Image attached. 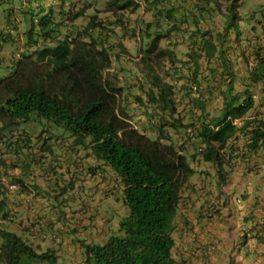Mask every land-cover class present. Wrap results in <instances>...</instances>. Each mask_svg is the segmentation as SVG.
<instances>
[{"label":"trees","instance_id":"obj_1","mask_svg":"<svg viewBox=\"0 0 264 264\" xmlns=\"http://www.w3.org/2000/svg\"><path fill=\"white\" fill-rule=\"evenodd\" d=\"M5 1L0 0V8ZM58 1L62 3L60 13L52 10L40 19L35 18L38 7L34 4L28 12L25 7H9L0 14V67L6 65L8 71V76H0V135L34 117L49 121L77 136L74 147L90 149L86 159L111 168L120 179L123 202L129 209L120 226L121 235L111 236L104 244L87 245L81 264H180L173 257L176 221L187 224L182 192L191 185L196 171L170 130L180 135L196 131L205 144L201 158L218 169L220 187L227 181L224 150L235 146L238 133L246 138L242 156L252 158L251 154L261 150L264 121L247 119L264 107V25H260V16L254 26L248 23L249 28L244 29L239 14L242 0H151L153 19L144 29L150 42L139 63L140 67L144 64L141 74L149 81L141 89L144 94L135 99L154 113L148 114L149 124L157 129V138L152 139L133 128L130 117L119 107L118 94L127 87L117 88L105 73L111 68V56L117 55L112 43L115 29L120 28L123 37H136L125 11L138 5L134 0H109L104 11L112 17L104 21L81 0L77 10L67 9V0ZM79 4L84 8L78 9ZM262 10L260 7L258 12ZM172 33L187 35L183 46L191 63L183 65L188 66V74L182 73L183 65L177 66L181 61L170 43L160 47L161 39ZM237 49L242 63L251 58L255 62L247 75L238 66ZM158 62H169L175 74L186 78L180 89L191 106L189 120L181 116L173 99L175 85L161 78L159 70L165 67L156 69ZM256 93H261L259 99ZM215 98L223 99L220 113L214 107ZM237 119L244 124H235ZM252 123L256 126L249 130ZM41 161L39 157L37 162ZM2 162L6 177L17 184L20 180L11 172L19 159ZM17 192L29 194V189L19 187ZM7 194V185L1 183V207H5ZM0 242V264H62L56 253H39L5 228H0Z\"/></svg>","mask_w":264,"mask_h":264},{"label":"crops","instance_id":"obj_2","mask_svg":"<svg viewBox=\"0 0 264 264\" xmlns=\"http://www.w3.org/2000/svg\"><path fill=\"white\" fill-rule=\"evenodd\" d=\"M259 113H263L260 116L264 117V111ZM34 127L36 125L27 127L24 135L29 137ZM23 138L20 137L19 141L24 142ZM3 140L5 139L0 137V150L3 152L0 158L11 163L18 157L13 156L11 151L5 148L4 143L1 144ZM76 142L74 138L54 137L53 179H49L48 174L39 167L36 171H32L31 167L30 171L28 170L27 153H31L29 158L35 156V161L42 157L44 166L51 165L53 160L50 154H33L30 147L23 153L26 158L19 161V170L11 172L12 177L22 178L27 184L35 183L34 188L39 192L54 189V201L53 199L48 201V198H43L42 195L32 199L30 196L27 199L16 196L14 200L21 201L19 202L21 209H17L16 217L20 224H25L29 230L30 221L41 217L45 224L49 223L54 219L48 215L49 209L54 208V216L59 208L61 214L60 216L57 214L58 221L64 219V224L59 222L60 228L68 229L61 232L62 235L54 233L61 238L60 243L56 241L60 247L51 241L49 234L39 233L38 228L31 230L29 236L26 233L23 235L38 247L50 248L59 256L69 255L74 264L80 263L83 259L82 243H78V240L83 239L82 234L90 235L94 230L93 225H97L105 217L101 216V211L106 205L109 209L108 197L117 199L121 193L120 180L115 179L107 168L101 167V164L92 158L86 159L91 153L90 149L75 148ZM229 164L227 184L220 191L216 188L217 193H212L215 186L207 176L204 177L203 183L202 177L200 182L192 178L191 185L182 193L183 213L188 217L192 211L191 215L197 225L194 230L197 233L193 235L186 232L187 228L184 229L181 242L185 245L192 242L196 253L195 257L191 258L190 251L181 252L180 264H264V146L252 159L239 158ZM93 166L99 168L91 172L89 169ZM20 169L24 170V173H21ZM205 170L207 174L209 168L205 167ZM1 173L5 174L6 170H2ZM208 193L210 195H207ZM211 193L217 196L215 200L218 204L214 205V212L209 213L205 211L203 205ZM59 199H63V202L60 203ZM67 209L70 212L64 211ZM198 239L201 245L197 243ZM212 241L216 244L213 252L206 247ZM67 259L65 257L64 262Z\"/></svg>","mask_w":264,"mask_h":264},{"label":"clouds","instance_id":"obj_3","mask_svg":"<svg viewBox=\"0 0 264 264\" xmlns=\"http://www.w3.org/2000/svg\"><path fill=\"white\" fill-rule=\"evenodd\" d=\"M97 1L102 3V5H100L101 7L96 5L95 3H90V4L84 3V4L89 5L90 6L89 11L93 12L94 15L97 14L101 20H103V18L101 17V15H103V14H105L104 21L109 20L112 17V15L109 14L108 12L104 11L105 5L108 3L109 0H97ZM134 1H135V4L138 6L134 5L132 8L125 11L126 12L125 14H126V21L129 23L128 26L131 29H135L137 31L136 37H134V38H131L130 36L123 37L122 36V30L120 28L115 29V32L117 34L113 37L112 43H114L117 47L116 51H115L117 53V55L114 56V54H113L111 56L112 57L111 68H109L105 73H106V77H108V79L112 83H114V85L117 88L127 87V89L124 92L120 91V93L118 94V102H119L120 109H122L130 117V123H132L133 128L138 129L140 132H145L148 137H150V135L148 134V133H150V134H154L155 138H157L156 127H152L148 121V119H149L148 114H154V113H152L149 108L140 104L138 101L137 102L139 103V105L141 107H138L135 105V101H136L135 96H139V95L144 94V91H142L141 89L143 86L147 87L148 81H149V79H145L144 75L141 74V67L144 64H141V67H140L139 63L142 60L143 55H144V47H146L147 43L150 42L149 40H146L144 37V29L147 27V25L153 19L152 18L153 10H150L151 0H134ZM246 1L247 0H242V2H243L242 6L239 9V14L243 18L242 23H246L247 20L251 16L250 14L252 13V15H257V18L260 16V21H261L260 25H264V14H263L264 5H260V6L255 7V5L252 3H250V5H248V3ZM176 5H178V1H177ZM98 7L100 8L99 10H97ZM260 7H263V10H262V12L259 13L258 11H259ZM82 8H84L83 5H81L78 9H82ZM74 9H76V8H74ZM245 10H248L247 12H249L250 14L245 15L247 13ZM100 11H102V12L99 13ZM138 12L141 13V16L138 14ZM2 23L3 22L0 20V24H2ZM254 24H256V20L254 21ZM260 25H257V27H259ZM152 30H153V27H152ZM186 36H187L186 34L181 35L178 33L168 34V35H166V37H163L161 39V43H160V47H163V48L168 46V44L170 43L171 48L175 51L177 57L181 61V63L177 64V66L180 68L182 67L183 63H186L187 65L189 63H191V60L187 57L186 50L184 49V46H183L184 38ZM142 39H145V40H142ZM174 42L176 43V46H173ZM141 45H142L143 52L140 54L139 48L141 47ZM242 47H244V46H242ZM124 49L127 50V53L122 51ZM177 50H180V51L184 50L185 53L184 54H178ZM234 54L239 57L240 61L238 62V64H239L238 66H240L241 73L243 75H247L248 70L251 69V67H253L255 65V62L251 58V60L248 63L247 62L242 63L241 61H244V60H243V56H241L240 49H237L234 52ZM2 57H7V56H2ZM162 65H163V67H165V70L168 71L167 74L169 76H168V78H164L161 75V78L164 81L175 85L176 90H175V94L173 96V99H175V102L179 106V111L181 113V116H184L185 119L189 120V113H190L191 106H188V99L183 98L184 92L180 89L181 88L180 85H182V83L186 82V78L184 76L179 75V74H175L176 72H174V69H173V67H171V64L169 62L155 63L156 69H158V70H159V67H162ZM187 65L186 66L183 65L182 73L188 74V66ZM260 95H261V93L260 94L256 93V96H258V99H259ZM213 101H214V107H216L220 113V111L222 110V106H223V99L222 98H215ZM134 108H139L137 110L143 112L144 117H142V116L133 117L134 113L132 110ZM262 111H264V107H258L256 111L251 112L247 116L248 117L247 119H249V121H256V120L257 121L258 120L264 121V117L260 116L263 113H259ZM141 120H143V123H141V125H139V122H141ZM42 121H43L42 119H37L36 117H34L33 119H31L30 122L24 123L20 127H16V128H14L10 131H7V132H3L2 135H0V137L4 138L5 140L1 141V144L4 143L5 148L9 149V151H11L13 156H15L16 158L18 157L19 161H21L22 159L26 158V156H28V158H26V160L28 162L27 168L29 171H30V167L33 169L32 171H36V168L39 167L40 169H42L43 172H46L48 174L49 179H53L55 172L51 171V170L54 168V137H63L65 139H70V138H66L62 135L52 136L48 132H46V130H43L41 133H39L37 131V127L40 125H42V126L47 125L46 123H44ZM235 124L242 126L244 124V120L237 119V120H235ZM34 125H36V127L32 128L31 133L29 134V137H26L24 135V133L26 132V128L34 126ZM255 126H256V124L252 123V126H250L248 128H249V130H252ZM151 130L153 131V133L150 132ZM170 131H171L170 134L173 138V141L177 145L182 147V152L188 157L191 166L196 171L195 175L193 177H191L190 183H191L192 178H193V180L196 179V180H198V182H200L199 181L200 177L198 175H201V177L203 178V181H202V183H203L205 180L204 177L207 176V178H209V180H210L209 174H212L213 176L215 175L214 177H216L217 186L220 190L224 185L227 184V181L229 179V177H228L229 176L228 175L229 174L228 168L230 166L229 163L233 160H238L239 158H242V159L246 158V157L242 156V154L244 152H246V146H245L246 138H245V136L241 135V133H238L236 135V137L233 139L234 142L236 143L235 146L227 147L224 150L225 161L223 163V168H224L223 173H225V177L227 178V181L225 182V184L222 187H220L219 186L218 169L216 167H214V165L212 163H207V162L203 161L201 158L202 156H201L200 152H202L204 150L205 144L203 142H200L201 139H198L196 137V134H197L196 131L195 132L194 131H187L186 134L181 132V135L176 134V132L173 130H170ZM0 133H1V131H0ZM20 137L21 138L24 137L23 139L25 141L24 142L19 141ZM73 138L76 139V141H77V136H73L71 139H73ZM155 138H152V139H155ZM164 142L168 143L169 141L164 140ZM29 144H30V146H29ZM13 147H14V149H13ZM28 147H30V150L33 151L32 152L33 154H35V153H39V154H43V155L50 154L53 157V160L51 161V165L44 166L42 161L41 162H37V160L35 161V156H33V155L31 158H29L31 153H27L26 156L23 155V153L26 152V148H28ZM262 148H261V150H262ZM239 149H241V150H239ZM260 151L251 154V156L254 157ZM2 153L3 152L0 150V154H2ZM252 158H246V159L248 160V159H252ZM3 159L4 158H0V162L2 163V165L0 164V184L5 183L7 185L8 194H7V197L4 199V201L6 202L5 207L0 206V228H5L8 231H11V232L18 234L29 245L33 246L34 249H36L39 253L51 251V249L38 247L37 244H34L33 242H31V240L29 238L25 237L23 235V233H26V235L29 236V233L31 230L38 228L39 233L49 234L51 241L60 247L61 245H59L58 243H60L61 238L54 235V233H59L62 235L61 232H64L67 228L64 227L63 230L61 228H59L60 230L54 231V219L50 220L49 223L45 224L42 221V218L40 217L38 219L30 221V229L27 230V228L25 227V224H23V225L20 224V221L17 220V217H16L17 216V209H21L20 204H19V202H21V201L16 202V200H14L16 196H21V197L26 198V199L28 198V196H30V198L32 199L35 196L42 195L43 198H48V201H50L51 199H53V201H54V196H52V195H54V189L50 188L49 192H44V193L39 192L34 188V187H36L35 183H33L32 185L27 184L22 178H19V177H15V178H18L20 180L19 181L20 185L18 184L19 182L17 184L16 183L13 184L10 180L11 178L8 179V177H6V174L1 173V171L5 169L4 168V162H2ZM15 166L17 167L16 170H19V162H16ZM205 167L209 168V170L207 171V174H206ZM105 168H107L108 172H110L109 167L105 166ZM21 173H24V170H21ZM114 177H115V179L117 178L118 180H120L116 174ZM34 179H33V182H34ZM120 184H121V182H120ZM19 187L20 188L21 187H27L29 189V194H21L20 192L18 193L17 191H18ZM120 188H121V186H120ZM185 189H188V188H185ZM120 192L121 193H120L119 197H121V203L125 206V204L123 202V197H122V195H123L122 188H121ZM108 195H109V192H108ZM119 197L117 199H113V200L116 202L117 201L120 202ZM109 198H112V197H108V199ZM216 202H217V200L214 199L213 201H210V203H208V205H207V203L206 204L204 203L203 207H204L205 211L209 212V213L214 212V205H217ZM110 206L111 205H109L108 210H110ZM125 208H126L125 212L126 211L129 212V209L127 208V206H125ZM52 209H54V208H52ZM52 209H49L48 215L50 217L54 218V216L52 215ZM110 211H112V210H110ZM110 211L107 212L105 218L101 219L100 223H98L97 225H93L94 230L90 234L92 237L91 242H88L86 239H79L78 240V243H82V249H83V257L82 258L83 259L80 263H75V264H81L85 260V247L87 245L101 244L100 242L105 243L111 236H113V232H112V228H111L110 235L108 238H106L107 223L111 222L112 217H113L112 215H110ZM112 212L118 213L117 208H115ZM59 222H61V221H58V224H59ZM183 225H185V224H183ZM60 227H61V225H60ZM69 229H70V227H69ZM40 244H41V242H40ZM206 247H208L210 249V251L213 252L216 249V244L214 241H212L209 244H207ZM52 252H54V251H52ZM0 253H1V242H0ZM57 256H59V255H57ZM64 260H65L64 256H59L58 263L64 264L65 263Z\"/></svg>","mask_w":264,"mask_h":264},{"label":"rangeland","instance_id":"obj_4","mask_svg":"<svg viewBox=\"0 0 264 264\" xmlns=\"http://www.w3.org/2000/svg\"><path fill=\"white\" fill-rule=\"evenodd\" d=\"M77 1L78 0H67L66 3H65L66 8L67 9H71V8L73 9V8H75L76 7V4L78 3ZM246 2L248 3V5H250V3L254 4L255 7L260 6V5H264V0H247ZM83 3H85V4L95 3L98 6L102 5V3L101 2H98L97 0H81V4H83ZM33 4L35 5V7H38V8H35V12H34L35 18L36 19H40L45 14L47 15L48 13H50L52 10H54V12L57 13V14L60 13L61 4L62 3H60L58 0H7V1H5L2 4V7L0 8V14H3L5 11H7L6 9L9 8V7H25L24 9H26V11L28 12V10L31 9L30 7H32ZM81 4H79V5L81 6ZM99 9L100 8L98 7L97 10H99ZM245 11L247 12L248 10H245ZM138 14L141 16V13L140 12H138ZM247 14H250V13L247 12L245 15H247ZM250 15H251V17L247 20V22L246 23H242L244 29H248L249 28L248 27V23L251 24V25L253 24V26H254V21L257 18V15H252V13ZM57 17H58V20H56V21L59 22L60 17L59 16H57ZM101 17L104 20L105 14L101 15ZM18 19H19V17L16 18L17 21H18ZM21 19H23V17H21ZM55 27L58 29V26H55ZM21 28H22V30H24L23 27H21ZM50 29H54V26H50ZM252 35H253V31H252ZM253 37H254V35H253ZM255 38H256V36L253 39H255ZM242 41L243 42L246 41V38L242 39ZM177 52H178V54H184L185 53L184 50H182V51L177 50ZM8 65L10 66V64H8ZM5 67H6V65H4V67H2V68L0 67V76H2V77L8 76V71H7V69H4ZM159 72L162 73L161 75L164 78H168V76H169L167 74L168 71H166V70H164V71L159 70ZM135 105L138 106V107H141L137 101H135ZM137 109H139V108H134L132 110L133 113H134V116L133 117H138V116L144 117L143 112L138 111ZM42 122L46 123L47 125L46 126H42V125L38 126L37 127V131L39 133H41L43 130H46V132H48L52 136H54V135H62L64 137L70 138V139L73 137L72 133L69 130H67V129H64L62 127L56 126V125L52 124L49 121H42ZM141 123H143V120H141V122H139V125H141ZM150 132L153 133L152 130ZM148 134L150 135L151 138H155L154 134H150V133H148ZM109 169H110V172L115 176V174L113 173V170L111 168H109ZM198 176L201 177V175H198ZM209 176H210V182H211V184L213 186H215V187H213V192L212 193H217L216 188H217L218 191H220V190H219V188L217 186L216 177H214L215 175L213 176L212 174H209ZM212 193H211V196L205 202V204L207 203V205H208V203H210V201H213L214 199H216L217 196L212 195ZM207 195H210V193H208ZM119 200H120V202L119 201L116 202L112 198H110V199L107 200V204H110L111 205L110 206V210L113 211L115 208H117L118 213H115V212H112V211L108 210L107 205L105 207H102V211H101V216L102 217L106 216V214H107L108 211H110V215L113 216L111 222H108L107 223L106 238L109 237L111 228H112V232H113V235L114 236L121 235V233L119 232L121 223L129 215V212L128 211L125 212V209L126 208L121 203V197H119ZM59 202L62 203L63 202V199H59ZM240 203H242V201ZM59 210L60 209L58 208L56 215H54V220H55V223H54V231L60 230L59 229L60 228V225L58 224L59 217L57 216V214H59V216L61 214V212ZM64 211L70 212L69 209L64 210ZM191 213H192V211L189 212V215L190 216L187 217V224L183 225L184 223L182 221H176V231L174 233V236H175V239H176V242H177V246L173 250V257L177 261H180L179 260L180 259L179 255L181 254V252H184L185 251V248L183 246L184 243L181 242V238L184 235V233H183L184 229L186 230V228L188 226V231H190L191 234L194 235V233H197L194 230V229H196V226L197 225L194 223V217L191 215ZM186 214H188V212H186ZM61 222L64 224V219H61ZM189 226L192 228L191 230L189 229ZM188 231H186V232L188 233ZM82 238L83 239H86L88 242H91L92 241L91 235H88V234H84V235L82 234ZM100 243L101 244H104L103 242H100ZM189 243H190V245H186L185 247L188 248V250H186V251H190L191 252V258H192V257H195L196 251L194 250L195 249V246L192 247V245H193L192 242H189ZM197 243L201 245L200 239L197 240ZM65 257L68 258L67 261H66L67 264H74L71 261V258L69 257V255L66 254Z\"/></svg>","mask_w":264,"mask_h":264}]
</instances>
